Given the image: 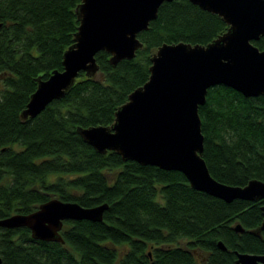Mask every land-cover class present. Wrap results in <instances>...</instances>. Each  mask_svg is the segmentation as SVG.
Wrapping results in <instances>:
<instances>
[{"label":"trees","instance_id":"16d2710c","mask_svg":"<svg viewBox=\"0 0 264 264\" xmlns=\"http://www.w3.org/2000/svg\"><path fill=\"white\" fill-rule=\"evenodd\" d=\"M80 1L0 0V217L30 212L52 196L108 206L99 221L64 220V242L33 238L27 226H0L1 264H234L235 250L262 252L264 229H251L262 221L263 198L225 201L191 187L179 170L98 152L76 129L113 121L117 106L147 80L162 42L204 44L224 31L217 13L190 0L163 1L137 33L143 44L132 58L111 63L109 52L97 51L94 75L79 71L61 98L20 117L35 78L62 67ZM253 43L264 49V35ZM198 112L211 175L235 185L264 180V94L215 84Z\"/></svg>","mask_w":264,"mask_h":264},{"label":"water","instance_id":"95a60500","mask_svg":"<svg viewBox=\"0 0 264 264\" xmlns=\"http://www.w3.org/2000/svg\"><path fill=\"white\" fill-rule=\"evenodd\" d=\"M163 1L169 0L77 3L78 25L72 43L62 53V67L54 68L45 78H35L37 85L20 117H33L49 102L61 98L79 71L94 75L99 67L97 51L109 52L111 63L132 58L143 44L137 33L157 16ZM190 1L221 16L227 24L225 30L204 44L162 42L150 57L147 80L117 106L113 121L79 125L77 132L98 152L112 149L124 160L179 170L191 187L225 201L264 199V180L250 178L243 185H235L211 175L202 155L204 136L198 112L208 87L215 84H225L245 96L264 94V49L253 43L264 35V0ZM107 206V202L83 206L52 196L30 212L0 217V226H27L33 238L64 242L60 232L64 220L99 221ZM261 209L262 221L251 229L257 235L264 229V204ZM234 229L243 231L244 227L237 223ZM217 245L226 248L221 239ZM235 255L234 264H264V248L260 253L235 250Z\"/></svg>","mask_w":264,"mask_h":264},{"label":"rangeland","instance_id":"374dc122","mask_svg":"<svg viewBox=\"0 0 264 264\" xmlns=\"http://www.w3.org/2000/svg\"><path fill=\"white\" fill-rule=\"evenodd\" d=\"M185 241H186V239H184V238H180V239L178 240V243H179L180 245H184ZM200 254L203 255L204 253H203V252H202V253L200 252Z\"/></svg>","mask_w":264,"mask_h":264}]
</instances>
